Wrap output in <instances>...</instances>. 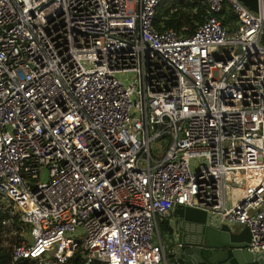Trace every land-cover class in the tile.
Here are the masks:
<instances>
[{
    "label": "built area",
    "instance_id": "2783aa9c",
    "mask_svg": "<svg viewBox=\"0 0 264 264\" xmlns=\"http://www.w3.org/2000/svg\"><path fill=\"white\" fill-rule=\"evenodd\" d=\"M163 1L0 0L12 264H168L159 218L179 203L248 225L264 250V15L188 0L206 15L184 33L157 28Z\"/></svg>",
    "mask_w": 264,
    "mask_h": 264
},
{
    "label": "water",
    "instance_id": "95a60500",
    "mask_svg": "<svg viewBox=\"0 0 264 264\" xmlns=\"http://www.w3.org/2000/svg\"><path fill=\"white\" fill-rule=\"evenodd\" d=\"M264 15V0H242ZM175 235L167 250L168 264H264V250H250L248 225L233 228L228 222L210 221L206 209L177 204L174 208Z\"/></svg>",
    "mask_w": 264,
    "mask_h": 264
},
{
    "label": "trees",
    "instance_id": "16d2710c",
    "mask_svg": "<svg viewBox=\"0 0 264 264\" xmlns=\"http://www.w3.org/2000/svg\"><path fill=\"white\" fill-rule=\"evenodd\" d=\"M172 0H164L158 8L156 16V26L161 29L163 27L173 26L181 32L191 33L199 26L201 22L205 20L206 8L205 4L201 2H190L188 0H182L184 6L181 4L178 10L171 12ZM197 6V8H196ZM196 8V9H195ZM166 16V17H165ZM233 15L228 13L227 17L223 19L226 24L232 19ZM2 216L0 215V264H12L11 251L14 240H8L2 236ZM159 225L163 235H168L171 238H175V228L172 224L170 217L166 214L159 218ZM72 264H80L82 257L80 255H73L69 258ZM16 264H36L35 261L24 259ZM92 264H102L94 262Z\"/></svg>",
    "mask_w": 264,
    "mask_h": 264
},
{
    "label": "rangeland",
    "instance_id": "374dc122",
    "mask_svg": "<svg viewBox=\"0 0 264 264\" xmlns=\"http://www.w3.org/2000/svg\"><path fill=\"white\" fill-rule=\"evenodd\" d=\"M119 76L122 77V78H127V77H129V74L122 72V73H119ZM220 218L221 217L214 216V215L209 216L210 221L215 222L217 224L222 223V220H220ZM228 222L233 228H235L237 230L242 229L243 226L245 225L243 223L235 222V221H232V220H228ZM65 236L69 237L70 233H66ZM164 236H167V235H164Z\"/></svg>",
    "mask_w": 264,
    "mask_h": 264
},
{
    "label": "crops",
    "instance_id": "0c3cea01",
    "mask_svg": "<svg viewBox=\"0 0 264 264\" xmlns=\"http://www.w3.org/2000/svg\"><path fill=\"white\" fill-rule=\"evenodd\" d=\"M173 211H174V208L167 215L170 217V220H171L172 224L175 226V224L173 223V219L175 217Z\"/></svg>",
    "mask_w": 264,
    "mask_h": 264
}]
</instances>
